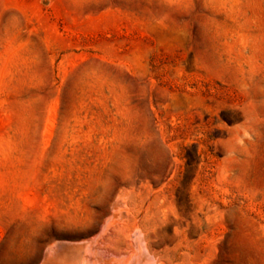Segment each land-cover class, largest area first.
<instances>
[{
  "label": "rangeland",
  "instance_id": "1",
  "mask_svg": "<svg viewBox=\"0 0 264 264\" xmlns=\"http://www.w3.org/2000/svg\"><path fill=\"white\" fill-rule=\"evenodd\" d=\"M91 240L264 264V0H0V264Z\"/></svg>",
  "mask_w": 264,
  "mask_h": 264
},
{
  "label": "bare ground",
  "instance_id": "2",
  "mask_svg": "<svg viewBox=\"0 0 264 264\" xmlns=\"http://www.w3.org/2000/svg\"><path fill=\"white\" fill-rule=\"evenodd\" d=\"M135 253L136 257L135 255L131 256L134 258L133 261L130 258H125L126 256L124 257L125 259H120L111 255H105L96 247L95 241L91 240L86 243L81 242L78 246H52L43 255L40 264H149L146 256L140 250Z\"/></svg>",
  "mask_w": 264,
  "mask_h": 264
}]
</instances>
